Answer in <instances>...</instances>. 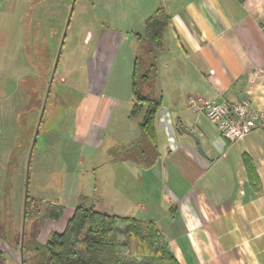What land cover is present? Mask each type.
<instances>
[{"label": "crops", "instance_id": "0c3cea01", "mask_svg": "<svg viewBox=\"0 0 264 264\" xmlns=\"http://www.w3.org/2000/svg\"><path fill=\"white\" fill-rule=\"evenodd\" d=\"M114 1L119 3H111L119 6L118 15L137 21L130 27L135 53L145 45L137 35L145 19L157 7L165 9L170 21L159 57L162 73L176 83L164 90L168 99L161 90L155 92L161 96L155 155L133 162V173L143 179L135 189L134 218L155 223L178 264H264L263 131L258 128L228 141L215 123L187 105L189 96L225 102L248 99L264 113V0ZM124 39L120 29L102 23L88 28L82 42L86 49L79 63L85 86L72 108L71 138L96 152L109 150L101 135L110 109L121 105L103 94ZM179 124L199 137L209 158L198 152L191 136L179 132ZM133 133L124 131L113 143L130 142ZM73 209L67 214L64 209L57 221L49 220H63L56 231L62 230ZM5 250L15 251L0 241V251ZM10 258L15 261L12 254Z\"/></svg>", "mask_w": 264, "mask_h": 264}, {"label": "rangeland", "instance_id": "374dc122", "mask_svg": "<svg viewBox=\"0 0 264 264\" xmlns=\"http://www.w3.org/2000/svg\"><path fill=\"white\" fill-rule=\"evenodd\" d=\"M112 2L118 3L0 0V241L6 247L11 248L23 232L26 188L29 199L56 201L65 214L83 203L108 214L135 217V189L142 175L134 174L132 166L143 163V156L152 158L156 146L140 131L142 113L130 116L132 61L142 54L135 53L136 40L130 32L137 21L118 15L119 6ZM102 23L120 29L126 39L120 44L103 94L121 102L110 109L108 127L101 135L104 147L110 148L96 152L90 145L72 140L71 121L72 108L84 93L83 63H79L86 49L84 34ZM162 69L158 57L156 78L139 84L145 94L165 93L171 85L175 87ZM164 97L168 99L166 93ZM124 131L134 132L132 141L113 143ZM59 223L46 220L37 238L44 242V233L60 229L64 222ZM5 252L8 261L11 254L20 261L18 249Z\"/></svg>", "mask_w": 264, "mask_h": 264}, {"label": "trees", "instance_id": "16d2710c", "mask_svg": "<svg viewBox=\"0 0 264 264\" xmlns=\"http://www.w3.org/2000/svg\"><path fill=\"white\" fill-rule=\"evenodd\" d=\"M169 21L162 6L145 19L143 32L137 34L145 45L139 50L142 54L133 59L130 79L133 101L130 116L135 118L142 113L138 126L152 143L161 96L156 91L145 94L139 84L156 78L157 59L165 48ZM63 210L56 201L27 196L23 232L11 243V248L20 251V261H8L6 253L0 251V264H178L153 221L108 214L83 203L74 207L62 230L50 231L41 242L37 238L41 225L46 220L57 221Z\"/></svg>", "mask_w": 264, "mask_h": 264}, {"label": "built area", "instance_id": "2783aa9c", "mask_svg": "<svg viewBox=\"0 0 264 264\" xmlns=\"http://www.w3.org/2000/svg\"><path fill=\"white\" fill-rule=\"evenodd\" d=\"M187 105L215 123L219 134L228 141L240 139L258 128L263 131L264 138V113L255 110L248 99L225 102L189 96Z\"/></svg>", "mask_w": 264, "mask_h": 264}, {"label": "water", "instance_id": "95a60500", "mask_svg": "<svg viewBox=\"0 0 264 264\" xmlns=\"http://www.w3.org/2000/svg\"><path fill=\"white\" fill-rule=\"evenodd\" d=\"M70 14H71V10H70ZM69 14V15H70ZM69 23V19L67 20L66 22V26L68 25ZM65 36V34H63V37ZM62 44V42H61ZM56 65H57V61H55L54 63V66H53V69H52V74L51 76L53 75L54 71H55V68H56ZM42 110H44V108H42ZM177 129L179 130V132H183V133H186L188 134L189 136H191L195 142V145H196V148L198 150V152L205 158H209V156L206 154L205 150L203 149L202 145H201V142L199 140V137L193 133L192 131H190L189 129H187L183 124H179ZM37 134V130L35 131V135ZM27 200V188L25 190V196H24V206H25V202ZM23 224H24V210H23ZM22 236V235H21ZM22 238V237H21Z\"/></svg>", "mask_w": 264, "mask_h": 264}]
</instances>
